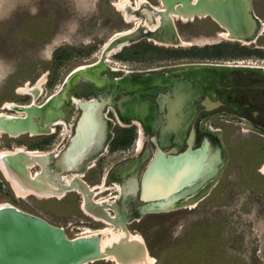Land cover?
Returning <instances> with one entry per match:
<instances>
[{
  "label": "flooded vegetation",
  "instance_id": "obj_1",
  "mask_svg": "<svg viewBox=\"0 0 264 264\" xmlns=\"http://www.w3.org/2000/svg\"><path fill=\"white\" fill-rule=\"evenodd\" d=\"M124 1L135 4V1L133 3L130 0ZM144 1L146 6L139 9L133 16L144 23L147 22L149 26L158 25L153 32L155 37L165 40L167 27L171 26L174 35L181 39L176 23L197 25L203 38L200 46L204 54L202 59L192 62L185 61L187 59L178 61L170 57L168 60L160 58V61L152 62L148 56V58L144 56L151 49L159 51L181 49L193 47L192 43L190 45L183 41L190 46L157 45L145 38L141 34L142 31L137 29L134 30L135 35L123 41L115 42L112 36L108 42L109 48L114 50L107 56L108 58L104 44L94 62L75 67L63 80L58 91L41 104L56 96L60 109V114L41 128L44 133L18 136V138L26 137L28 143L26 145L20 143L17 146H23L22 148L28 152L34 150L40 153L47 152L44 153L47 154L45 165L42 162V166L36 164L30 170L27 169L28 182L31 185L43 186L46 192H53L52 187L61 189L62 193L59 195L42 198L44 200L40 202L41 204L52 203L49 205L50 208H44L45 210L42 208L43 211L60 216L82 215L94 221L93 223L79 221L78 223L83 225L81 228L79 225L71 228L72 231L77 232L82 229L77 234L80 237H83L88 228L99 231L95 228L99 225H109L114 231L137 230L145 218L182 209V207H175L165 210L174 207L173 204L163 207L144 204L139 200V190L135 194L127 192L128 182L133 178L140 182L143 172L159 150L169 153L177 148L175 140L182 143V151H184L191 145L193 149L201 146L203 140L207 139L210 142L212 154L217 157L219 177L207 181L194 196L187 199L197 202L200 195H203L200 198L209 197L225 182L233 168L239 171V183L249 177L243 174L246 165L251 166V170L255 171L252 175L254 179L262 177L263 180H260L264 181V173L258 170V166H264V29H260L261 23H264V2L242 0L243 4L238 5L237 8L240 20L237 23L228 22V25H225L215 21L208 13L200 16L192 15L190 21L184 22L181 18L174 19L172 22L166 21L163 14L157 20L158 15L153 12V9L163 10L164 15H169L178 9L185 12L186 8L179 2L168 9L163 5L162 0ZM208 1L204 0L206 3ZM188 2L194 5L196 0H188ZM115 4H107L105 10L114 7L119 13ZM100 7L104 5L101 4ZM120 17L125 24L124 31L133 30L134 23L129 25V22H126L121 15ZM124 41H127L126 44L123 43ZM142 42L153 43L155 46L152 48L138 46ZM24 68L27 67H17V70L7 78L0 92V96H4L0 105L5 102L0 108L10 112L11 115L15 111L5 108V104L13 103L9 101L17 98L18 93L14 92V88L11 90V87L14 77L19 76L23 71L20 69ZM86 69L93 70L91 72L93 79L77 75L76 80L69 83L72 74ZM47 75H50L49 71ZM45 79L43 85L53 86L54 82L50 80V76L49 79ZM31 91L35 95L32 98H37L39 90L34 88ZM85 104H92L95 109L94 114L98 122L96 139L91 151L83 157L81 163L75 169L67 170L65 164L63 163V167L59 162L62 164L61 160H64L63 153L74 134L79 118L85 112L82 108ZM30 106L33 104L18 107ZM73 114H75L74 119ZM49 123H51L50 126ZM4 137L9 136L4 134ZM56 137L65 141L57 154L51 147L52 140ZM114 154L122 155V160L106 169L105 167L111 164L109 161ZM145 163L147 165L144 170L140 171ZM31 164H33L32 161L29 165ZM31 176L34 181H30ZM252 177L249 178L252 179ZM228 188L229 186L225 193ZM98 201L103 205L96 213L98 207L94 203ZM114 202H116L115 205L110 204ZM95 217L99 219L96 220ZM70 226L69 224L68 228ZM155 228L151 227V229Z\"/></svg>",
  "mask_w": 264,
  "mask_h": 264
},
{
  "label": "rangeland",
  "instance_id": "obj_2",
  "mask_svg": "<svg viewBox=\"0 0 264 264\" xmlns=\"http://www.w3.org/2000/svg\"><path fill=\"white\" fill-rule=\"evenodd\" d=\"M118 1L0 0V92L7 78L17 70V67L25 66L27 68L22 69L24 72L15 76L13 80L12 87L15 89L14 92L18 93H16L17 98L9 102L16 105L29 103L36 106L41 105L50 95L58 91L63 80L75 67L94 62L102 46L115 33L126 29L120 14L114 7L105 10L107 4H115ZM134 1L137 0H130L131 3ZM258 1L264 2V0ZM101 4L104 7L101 8ZM176 24L181 39L192 43L193 47L162 51L151 49L146 52L145 57L148 56L147 58L152 62L160 61V58L168 60L170 57L178 61L187 59L185 61L192 62L202 59L204 54L201 45H194L196 42H202L200 28L188 23ZM28 34L36 39L30 38ZM138 46L152 48L155 45L142 42ZM44 67L49 68L50 80L54 84L51 87L42 85L37 98L33 99L31 90L36 87L38 79L44 76L49 79L48 71ZM28 83L30 85L27 86ZM7 109L14 110L11 107ZM0 113L11 115L10 112L3 111L1 108ZM74 116L75 114L72 116L73 119ZM20 143L26 145L28 139L26 137L6 138L1 134L0 153L23 147L17 146ZM64 143L65 141L60 137H56L52 140L51 147L57 154ZM122 157L120 154H114L109 161L111 164L105 168L109 169V166H114L116 162L122 160ZM146 165L147 163L141 167L140 171L144 170ZM249 168L251 169V166ZM258 170L264 173V166H258ZM238 174L239 171L233 168L228 173L225 182L209 197L199 198L194 205L171 213L145 218L142 225L138 227L139 229L130 230L129 234L142 237L147 254H149L147 256L154 260V264L157 263V256H160L165 249H169L165 257L167 258L166 263L169 261L170 264H173L175 259L177 264H189L188 262L193 264H264V191H257L255 187L251 189L245 187L239 183ZM4 176L0 172L2 185L0 205L9 204L55 227L62 228L69 239L78 238L75 236H79L77 234L82 231V229L80 232L71 230L75 225H79L80 228L83 226L78 223L79 221L93 223L92 220L82 215L60 216L45 212L43 209L50 208L49 205L52 203L43 202L41 204L43 199L32 196L16 197ZM227 186L229 188L225 193ZM94 204L98 210L103 205L96 202ZM110 204L115 205L116 202ZM221 217L225 220H219ZM205 220L219 221L217 228L205 225ZM69 224L71 226L68 228ZM151 227L156 228L151 229ZM95 228L106 229L101 235L102 239L121 234L118 230H111L108 225H99ZM91 264L115 263L107 260Z\"/></svg>",
  "mask_w": 264,
  "mask_h": 264
},
{
  "label": "water",
  "instance_id": "obj_3",
  "mask_svg": "<svg viewBox=\"0 0 264 264\" xmlns=\"http://www.w3.org/2000/svg\"><path fill=\"white\" fill-rule=\"evenodd\" d=\"M178 2L186 8L188 15L200 16L208 13L225 25L240 20L237 8L243 4L242 0H209L208 3L196 0L194 5L189 4L188 0H162L168 9ZM92 71L86 69L75 72L70 76L69 83L74 82L77 75L93 79ZM55 97L38 107L20 108L23 116H0V131L9 137L41 134L43 125L60 114L58 98ZM82 108L85 112L79 118L74 134L63 153L65 162H59L61 166L65 164L67 170L75 169L81 163L83 157L91 151L96 139L98 122L94 114L95 109L92 104L82 105ZM175 146L177 148L169 153L159 150L143 172L140 182L138 183L136 178L128 182L127 192L135 194L139 190V200L144 204L159 207L176 205L194 196L207 181L219 177L217 157L212 154L207 139L194 149L191 145L182 151V143L179 140H175ZM2 160L11 175L27 179L25 166L31 163L27 154H10L2 157ZM101 239V234L69 239L61 228L39 217L11 205L0 207V264H91L107 261L111 254L121 257L118 254L121 251L115 245L102 251Z\"/></svg>",
  "mask_w": 264,
  "mask_h": 264
},
{
  "label": "bare ground",
  "instance_id": "obj_4",
  "mask_svg": "<svg viewBox=\"0 0 264 264\" xmlns=\"http://www.w3.org/2000/svg\"><path fill=\"white\" fill-rule=\"evenodd\" d=\"M5 1V0H4ZM190 1V0H189ZM195 1V0H194ZM117 2V0H116ZM191 3V2H190ZM160 5V4H159ZM144 6H146V2L144 0H137L135 1V4H130L124 0H119L118 3L115 4V7L117 8V11H119L120 15L124 18V20L126 22H129V25L130 23H134V28L133 30H128V31H122V32H117L113 35V40H115V42H119V41H123L125 39H127L128 37L132 36V35H135V31L136 29L139 31L141 30V34H143V36L145 38H147L148 40L150 41H153L155 44L157 45H161V46H168V45H173V46H183V45H186V46H190L189 44H185L183 42L182 39H180L179 37L175 36L174 33H173V29L172 27H167V37L165 40L161 37H155V35L153 34V32L155 31V29L158 27V25H154V26H149L147 25L146 23H144L141 19H138L137 17L134 18V14H136V12H138L139 9L143 8ZM161 8V6H160ZM185 8V7H184ZM165 10V9H164ZM185 10V9H184ZM167 11V10H166ZM179 11V12H178ZM153 12L158 15L156 16L157 20L159 19V16L162 17V14L165 18V20L169 21V22H172L174 21V19H180L184 21L186 20H189L190 17L192 15H188V13L186 12H183L182 9L181 10H175L172 14H165L164 15V12L163 10H157V9H153ZM147 13V11H146ZM150 14V13H149ZM207 14V13H206ZM248 14V13H247ZM210 15V14H209ZM197 16V15H196ZM151 17V16H150ZM146 18V17H145ZM199 18V17H198ZM144 20V19H143ZM149 21V20H148ZM179 21V20H178ZM190 21V20H189ZM216 21V20H215ZM151 22V21H150ZM156 22V21H155ZM180 22V21H179ZM262 22V21H261ZM127 24V23H126ZM157 24H160V22H157ZM132 26V25H131ZM174 27V26H173ZM226 28V27H225ZM260 29H264V23H261V28ZM135 30V31H134ZM228 30V29H227ZM251 31V30H250ZM223 32V31H222ZM231 33H233L232 31H230ZM253 32V31H252ZM230 33V34H231ZM234 34V33H233ZM232 34V35H233ZM242 34V33H241ZM251 34V32H250ZM260 34V33H259ZM221 35V34H220ZM137 36V34H136ZM218 36V35H217ZM221 38V37H220ZM203 39V38H201ZM205 39V38H204ZM208 39V38H207ZM224 39V38H223ZM111 40V39H110ZM193 40V39H191ZM199 40V39H198ZM195 41V40H194ZM197 41V40H196ZM243 41H246V40H243ZM107 42V41H106ZM127 42V41H126ZM126 42L124 41L123 43L126 44ZM191 42V41H190ZM255 42V41H254ZM206 44V43H205ZM204 44V45H205ZM215 44V42H214ZM246 44V43H245ZM195 45H202V42H196ZM121 46V45H120ZM103 47V46H102ZM119 47V46H118ZM104 49L105 52L107 53L106 57L109 56L114 50L112 48H109V42L105 44L104 46ZM103 49V48H102ZM103 52V51H102ZM116 52V51H115ZM115 55V54H113ZM112 55V56H113ZM96 56V55H94ZM98 57V56H97ZM108 58V57H107ZM104 59V58H103ZM110 61V60H109ZM116 62V61H115ZM113 64V63H112ZM94 65V64H93ZM111 65V64H110ZM240 65V63H239ZM117 67V66H116ZM89 68V67H88ZM122 69V68H121ZM199 69V68H198ZM197 69V70H198ZM155 70V69H154ZM186 70V69H185ZM121 71V70H120ZM163 71V70H162ZM161 71V72H162ZM169 71V70H168ZM174 71V70H173ZM190 71V70H189ZM74 72V71H73ZM158 72V71H157ZM45 79V76L42 77L41 79H38V81L36 82V89L35 90H39V88L42 87V85L45 83L44 81H46ZM68 79V78H67ZM177 79V78H176ZM182 80V79H181ZM181 82V81H180ZM172 83V82H171ZM180 84V83H179ZM183 84V83H182ZM28 86V85H27ZM124 86V85H123ZM122 86V87H123ZM126 86V85H125ZM164 87V86H163ZM124 88V87H123ZM19 91H23V90H19ZM158 91V90H157ZM55 93V92H54ZM187 95V94H186ZM32 96H35V95H32ZM176 96V95H175ZM70 97V96H69ZM185 97V96H184ZM34 99V98H33ZM70 99V98H69ZM186 99V97H185ZM71 100V99H70ZM44 101V100H43ZM74 102V100H73ZM185 102V101H184ZM138 105V104H137ZM161 105V104H160ZM20 106V105H18ZM16 106L15 104L13 103H6L5 104V108H13L15 111V115L16 116H23L22 113L19 111L21 107H18ZM33 106H35V104H33ZM4 108V109H5ZM163 108V107H162ZM185 108V107H184ZM6 110V109H5ZM179 110V109H178ZM191 112V111H190ZM137 114V113H136ZM9 115V114H8ZM6 114H0V116H3L5 118H14L16 117L15 115H11V116H8ZM138 115V114H137ZM192 116V115H191ZM187 117V116H186ZM182 118V117H181ZM61 119V118H60ZM189 120V119H188ZM62 121V120H61ZM182 121V120H181ZM180 121V122H181ZM183 123V122H182ZM188 123V122H187ZM61 124V123H60ZM51 125V123H49V126ZM53 125V124H52ZM63 127V126H62ZM52 128V127H51ZM176 128V127H175ZM47 129H48V126H47ZM54 129V128H53ZM42 130V129H41ZM46 130V128H45ZM44 130V131H45ZM175 130V129H174ZM43 132V130H42ZM44 133V132H43ZM42 133V134H43ZM139 133V132H138ZM3 134V132L0 131V135ZM141 134V133H140ZM4 135V134H3ZM31 135V134H30ZM37 135V134H36ZM22 136V135H21ZM141 136V135H140ZM63 137V136H62ZM18 138V137H17ZM140 139V138H139ZM138 139V140H139ZM142 139V138H141ZM141 142V141H140ZM138 144V143H137ZM139 145V144H138ZM139 147V146H138ZM140 148V147H139ZM1 149V148H0ZM4 149V148H3ZM11 149V148H10ZM140 150V149H139ZM35 151V150H34ZM34 151H27V150H24L22 147L20 148H14L13 150L11 151H8V152H1L0 153V172L1 174L5 175V179L7 180V182L9 183L11 189L13 190V192L15 193L16 197L18 198H24L26 196H29V195H35L39 198H43V197H47V196H53V195H59L61 194L62 192H60L61 189H58L56 187H52V189L54 188V191H50V192H46V189L41 186V185H31L27 179H25L24 177L22 176H15V175H11L9 173V170L5 167L4 165V162L2 160V157L6 156V155H10V154H18V153H25L28 155V157L31 159L32 163L31 165H26V170L30 168H32L33 165H36L39 164L40 166L41 163L45 162L46 160V156L47 154H44V153H47V152H34ZM138 151V150H137ZM88 164V163H87ZM45 165V164H44ZM130 167V166H129ZM37 168V167H36ZM124 170V169H123ZM43 171V169H42ZM36 172V171H35ZM37 173V172H36ZM74 175V174H73ZM50 177V176H49ZM28 178V177H27ZM34 181L33 177L31 176L30 177V181ZM39 180V179H37ZM72 180V179H71ZM47 182V181H46ZM74 184V183H73ZM49 185V184H48ZM78 185V184H77ZM103 185V184H102ZM67 186V185H66ZM51 187V186H50ZM95 187V186H94ZM100 187V186H99ZM102 187V186H101ZM66 188V187H65ZM93 188V187H92ZM98 188V187H97ZM116 188V187H115ZM73 189V187H72ZM118 189V187H117ZM78 191V190H77ZM84 191V190H83ZM91 191V190H89ZM59 192V193H58ZM69 192V191H68ZM67 194V193H66ZM93 194V193H92ZM207 194V193H206ZM97 195V194H96ZM81 196V195H80ZM203 196V195H200V197ZM33 197V196H32ZM36 197V198H37ZM57 197V196H56ZM64 197V196H63ZM199 197V198H200ZM52 198V197H51ZM46 199V198H45ZM49 199V198H48ZM44 200V199H43ZM59 200V199H58ZM83 201V200H82ZM200 201V200H199ZM195 200H190V199H187V200H184V201H181L180 203L178 202V205H175L174 207H169V208H166L165 210H169V209H173L175 207H187V206H191V205H194L195 204ZM96 203H101V202H96ZM106 203V202H105ZM81 204V203H80ZM103 204V203H101ZM3 205H9V204H3ZM3 205H0V207H2ZM81 207V206H80ZM192 208V207H191ZM85 210V208H84ZM90 210V208H89ZM101 209L99 208V210L97 209L96 213H98ZM176 210V209H175ZM179 210V209H178ZM85 213V212H84ZM92 213V212H91ZM90 213V214H91ZM95 213V212H93ZM104 214V213H103ZM94 215V214H93ZM92 215V216H93ZM97 215V214H96ZM91 217V216H90ZM96 220L99 219L97 217H95ZM103 218V217H102ZM93 221V220H92ZM112 221V220H111ZM137 221V220H136ZM94 222V221H93ZM97 223V221H96ZM118 223V222H117ZM109 226V225H108ZM113 228V227H112ZM125 228V227H124ZM62 229V228H61ZM121 229V228H120ZM105 230H99V231H92V230H88L86 231V233L83 235V237L85 236H92V235H96V234H101L103 235L105 233ZM113 230V229H112ZM85 231V230H84ZM111 232V231H110ZM121 232L120 235L118 236H113L111 238H106V239H101V250L103 251L105 248H108V247H111V246H116L117 248L120 249L121 253L118 252V254L121 255V257L117 256V255H109L108 258L109 260L113 261L115 264H154L153 263V259L150 258L149 254H147V251H146V245L144 244V241L142 239L141 236L139 235H131L129 234V231L128 232H125L124 229H122V231H119ZM107 233V232H106ZM76 237V236H75ZM156 261V260H155ZM111 263V262H110Z\"/></svg>",
  "mask_w": 264,
  "mask_h": 264
},
{
  "label": "trees",
  "instance_id": "obj_5",
  "mask_svg": "<svg viewBox=\"0 0 264 264\" xmlns=\"http://www.w3.org/2000/svg\"><path fill=\"white\" fill-rule=\"evenodd\" d=\"M40 23V22H39ZM29 36H30V38H33V39H36L35 37H33L32 35H30V34H28ZM44 68H46V67H44ZM20 70H22V69H20ZM46 70H48L49 71V68L47 67L46 68ZM22 72V71H21ZM20 72V73H21ZM24 72V71H23ZM12 88L13 87H11V90H12ZM3 97L4 96H0V101H2V99H3ZM254 173H255V171L252 169H250L247 165L246 166H244V170H243V174H247L249 177H252V175H254ZM249 177H247L245 180H244V182H242L241 184L242 185H244L245 187H247V188H256L257 189V191H264V181H261L260 179H254L253 177H252V179H250ZM260 178H262V177H260ZM1 188H2V185H1V183H0V190H1ZM221 219H224L225 220V218L224 217H221V218H219V220H221ZM218 220V219H217ZM217 220H213V221H210L209 222V220H205V222H204V224L205 225H209V226H212V227H215V229L217 228V226H218V222L219 221H217ZM201 222V221H200ZM207 223V224H206ZM203 224V225H204ZM220 231H222V229H220ZM185 237H186V235H185ZM184 237V238H185ZM183 243V242H182ZM186 244V243H185ZM188 246V245H187ZM169 249H165V250H163L161 253H160V256H157V263L156 264H170V262L168 261V263H166V260H167V258L165 257L168 253H167V251H168ZM228 257V256H227ZM189 264H193V263H190V262H188ZM173 264H177V262H176V259L174 260V263Z\"/></svg>",
  "mask_w": 264,
  "mask_h": 264
},
{
  "label": "built area",
  "instance_id": "obj_6",
  "mask_svg": "<svg viewBox=\"0 0 264 264\" xmlns=\"http://www.w3.org/2000/svg\"><path fill=\"white\" fill-rule=\"evenodd\" d=\"M76 237H80V236H76Z\"/></svg>",
  "mask_w": 264,
  "mask_h": 264
}]
</instances>
